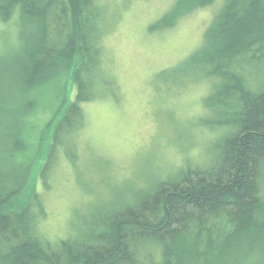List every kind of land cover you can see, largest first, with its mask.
I'll list each match as a JSON object with an SVG mask.
<instances>
[{
    "label": "trees",
    "instance_id": "1",
    "mask_svg": "<svg viewBox=\"0 0 264 264\" xmlns=\"http://www.w3.org/2000/svg\"><path fill=\"white\" fill-rule=\"evenodd\" d=\"M212 1L177 0L150 28ZM11 18L14 34L0 47V264H264V81L245 73L264 77V0H224L182 65L212 79L206 124L228 131L209 164L178 171L134 203L93 205L74 238L54 243L36 235L44 213L34 185L59 150L75 159L81 103L107 82L102 14L93 0H0V22ZM43 100L56 106L31 144L30 117Z\"/></svg>",
    "mask_w": 264,
    "mask_h": 264
},
{
    "label": "rangeland",
    "instance_id": "2",
    "mask_svg": "<svg viewBox=\"0 0 264 264\" xmlns=\"http://www.w3.org/2000/svg\"><path fill=\"white\" fill-rule=\"evenodd\" d=\"M93 1L102 14L99 74L107 82L96 83L94 98L81 103L83 125L71 139L75 159L59 150L44 184L38 177L34 185L44 213L36 235L53 243L74 238L78 222L89 217L93 205L105 212L134 203L178 171L204 168L228 132L206 124L210 117L204 98L212 79L182 66L201 47L224 0L181 14L171 26L155 28L150 26L171 13L177 0ZM14 30L12 18L0 22V35L6 37H0V47ZM245 73L253 85L264 81L252 69ZM53 106L43 100L30 117L31 144L39 141L38 132ZM261 195L264 198V171Z\"/></svg>",
    "mask_w": 264,
    "mask_h": 264
}]
</instances>
